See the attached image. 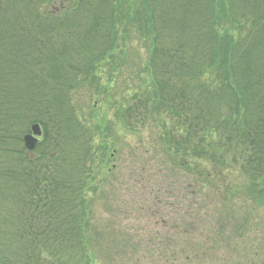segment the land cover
I'll list each match as a JSON object with an SVG mask.
<instances>
[{"label": "trees", "instance_id": "16d2710c", "mask_svg": "<svg viewBox=\"0 0 264 264\" xmlns=\"http://www.w3.org/2000/svg\"><path fill=\"white\" fill-rule=\"evenodd\" d=\"M223 4L225 16L220 0H0V264H92L85 197L99 158L73 99L119 13L149 41L151 86L118 118L144 122L150 103L164 149L230 164L264 197V0Z\"/></svg>", "mask_w": 264, "mask_h": 264}, {"label": "rangeland", "instance_id": "374dc122", "mask_svg": "<svg viewBox=\"0 0 264 264\" xmlns=\"http://www.w3.org/2000/svg\"><path fill=\"white\" fill-rule=\"evenodd\" d=\"M118 19L112 49L73 99L99 158L85 197L91 263L264 264V197L254 199L251 183L230 164L219 169L164 149L150 103L144 122L118 118L149 100L151 86L149 41L131 20Z\"/></svg>", "mask_w": 264, "mask_h": 264}, {"label": "water", "instance_id": "95a60500", "mask_svg": "<svg viewBox=\"0 0 264 264\" xmlns=\"http://www.w3.org/2000/svg\"><path fill=\"white\" fill-rule=\"evenodd\" d=\"M40 135V130L37 125L32 126L31 134L26 135L23 139L24 146L27 150L32 151L36 144V138Z\"/></svg>", "mask_w": 264, "mask_h": 264}]
</instances>
